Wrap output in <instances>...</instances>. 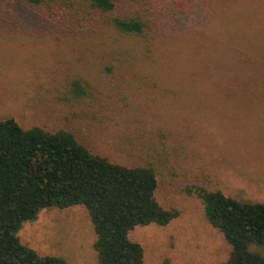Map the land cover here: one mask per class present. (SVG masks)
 I'll return each mask as SVG.
<instances>
[{"label":"rangeland","instance_id":"374dc122","mask_svg":"<svg viewBox=\"0 0 264 264\" xmlns=\"http://www.w3.org/2000/svg\"><path fill=\"white\" fill-rule=\"evenodd\" d=\"M145 11L150 33L134 38L82 7L23 12L31 24L0 10V122L68 130L112 163L156 166L158 201L181 214L131 232L145 264H223L231 247L189 191L264 203V0H149ZM239 80L250 104L218 106ZM18 236L42 256L98 263L83 206L43 210Z\"/></svg>","mask_w":264,"mask_h":264},{"label":"trees","instance_id":"16d2710c","mask_svg":"<svg viewBox=\"0 0 264 264\" xmlns=\"http://www.w3.org/2000/svg\"><path fill=\"white\" fill-rule=\"evenodd\" d=\"M147 3L149 0H0V10L2 16L31 24L23 12L66 16L82 7L124 36L147 38L151 28ZM224 86L228 88L229 83ZM235 89L236 93L224 94L218 106L241 101L248 106L251 99L241 97L240 80ZM72 95L78 100L86 95L79 81L74 82ZM158 176L159 170L152 164L129 167L110 162L90 151L71 131L52 132L39 126L25 129L14 118L1 121L0 264H69L62 257L40 255L24 245L18 234L25 222H33L43 210L75 206L85 207L94 225L97 264H145V250L131 241V232L139 226H166L181 214L158 201ZM189 194H196L207 221L231 247L223 264H264V203L240 201L201 186Z\"/></svg>","mask_w":264,"mask_h":264}]
</instances>
